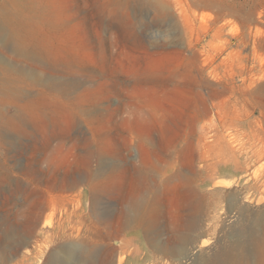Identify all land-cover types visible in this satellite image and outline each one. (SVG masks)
<instances>
[{"label":"rangeland","instance_id":"rangeland-1","mask_svg":"<svg viewBox=\"0 0 264 264\" xmlns=\"http://www.w3.org/2000/svg\"><path fill=\"white\" fill-rule=\"evenodd\" d=\"M190 152L194 172L179 160ZM27 166L78 185L39 187L19 173ZM3 172L49 200L29 252L6 264H44L56 245L74 248L72 264L97 215L124 207L130 186L149 202L172 178L157 242L176 231L180 250L156 249L143 230L127 228L117 240L137 231L135 260L201 264L242 240L241 263H264V198L247 186L264 175V0H0ZM7 188L0 185V219L26 209ZM251 231L262 236L258 256ZM134 246L123 252L127 264Z\"/></svg>","mask_w":264,"mask_h":264},{"label":"bare ground","instance_id":"bare-ground-1","mask_svg":"<svg viewBox=\"0 0 264 264\" xmlns=\"http://www.w3.org/2000/svg\"><path fill=\"white\" fill-rule=\"evenodd\" d=\"M13 35L16 36V33L13 32ZM15 46L18 49V45L15 44ZM32 54L36 55L33 52ZM219 124L223 126L227 125V123H225L223 119H220ZM201 157H203L202 153H200L198 158L200 159ZM179 160L182 167L184 169H187L186 171L194 172V166H195L194 164L196 161V157L193 154V152L181 154L179 156ZM248 162H250V160ZM225 170H226L225 172L227 173H235L237 172L238 168L233 167ZM19 173L24 175L25 178L33 180L37 186L40 187L42 185H45L47 186V187L44 186L45 188H49L53 192L63 191L66 189L70 190L73 187H75L77 184V182L72 178L66 179V178L56 177L55 175H51L47 172H38L31 170L30 168H28V166L27 168L20 169ZM134 176L135 175H132L131 179H133ZM139 176L141 175L139 174V172H137V175L135 176L136 180L138 179ZM111 177L112 179L116 180L117 175L113 174ZM207 179H210V177H207ZM251 181L253 182L248 184L247 186L250 188L255 187L259 189L260 196L258 200L262 201L264 198V175L261 176V178L260 176L253 175ZM174 183H175V179L173 178L166 180L163 188L161 189L157 188L154 190L153 196L151 200H149V202L146 201L145 198L146 193H144V191L137 186V183L130 186L128 191H126L125 194L121 195V198L123 199L122 202L125 203L124 207L121 206V208L118 209V211H115L111 215H97L98 217H96L97 219L96 225L98 227L91 229L90 231L91 235H89V240L91 243H87L86 241H84L83 244L79 245L76 249L77 255L74 256L75 258L71 263L72 264H127L131 260L129 259V257L127 258V256L124 255L123 252H125L127 248H129L133 244L135 246L133 249L134 255L132 259L135 262V264H141L144 260V257L135 260L136 254L139 251V246L136 243H134L135 236L137 235V231H134L132 233L131 238L130 235H126L123 238H120V241L117 240L120 234H122L124 230L127 228H133V229L140 228L141 230H143V232L146 234L148 238L150 245L156 247V249L169 253L170 252L174 253L180 250L177 247L178 246L177 243L176 246L173 242L174 238L177 237L178 235L177 234L178 232L176 231H172L164 243L157 242L158 240L157 235H159L157 234L159 231L157 228V216L163 210V198L165 194L168 191L170 192L173 190ZM2 184L8 185L6 192H8L10 195L12 196L20 195L22 199L21 201L22 204L26 206V209L24 211L14 210L11 216L8 217L5 215L3 217L1 216L2 218L0 219V250H1L0 264H6L10 260L15 258L18 252L23 248H25L24 250L25 254L29 252V250L26 248L30 239L29 237L36 229L39 223L40 215L44 210V208L48 205L49 200L47 195L43 191H41L42 189L41 190L37 188L31 189L27 187L25 184L21 183L20 180L12 179L11 174L9 172L0 173V185ZM118 184L119 182L118 183L115 182L112 190L117 191ZM183 184L185 185L186 182L183 181ZM185 189L188 196L190 197L189 187H185ZM95 202H96L95 198L92 196L91 203H92L93 213H96ZM230 213H232V210H230ZM255 220H257V218ZM263 220L264 219H260L258 222V225L261 226L259 228L262 229V233L264 231ZM45 223L46 220H43L42 224L44 225ZM259 230L260 229H258V232ZM258 232L251 231L249 234H247L248 235L247 237L249 239L248 242H250V244L252 245L251 247V250H253L252 253H257V256L260 255L261 247L263 246L262 236ZM5 242L8 247L7 250L2 254L4 250H2L1 245L4 244ZM199 245L200 247L201 246L204 247L207 246V243L203 240L200 241ZM74 247H76V245ZM192 249H195V246ZM192 249L189 252H191ZM247 249L248 248L245 247L244 241L235 240L231 248L227 250H222L218 253L209 256L201 264H242L241 262H244L247 258L246 257ZM73 252H74V248L72 246L62 247L60 245H56L50 250L44 264H69L68 262L69 260H72ZM186 257L188 256H185V259ZM180 261L181 260H179V263ZM259 262L260 264H264L261 261Z\"/></svg>","mask_w":264,"mask_h":264}]
</instances>
